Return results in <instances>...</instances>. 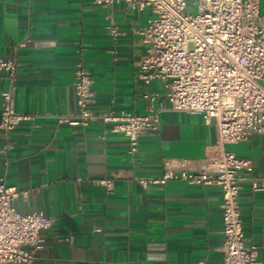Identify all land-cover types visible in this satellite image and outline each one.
Segmentation results:
<instances>
[{
  "label": "crops",
  "instance_id": "1",
  "mask_svg": "<svg viewBox=\"0 0 264 264\" xmlns=\"http://www.w3.org/2000/svg\"><path fill=\"white\" fill-rule=\"evenodd\" d=\"M151 16L150 8L124 0H0V57L16 59V108L33 115L12 131L14 147L5 155L0 151V175L26 191L14 201L19 211L53 218L41 231L35 264L223 262L219 186L169 180L143 187L131 178L160 174L165 157L189 163L212 153L218 140L214 119L206 123L201 115L166 107L159 128L143 133L134 153L124 134L100 120L86 126L56 121L58 114L76 112L73 82L80 57L93 79L95 109L144 113L146 90L160 93L156 106L167 103L161 82L145 85L139 77L148 48L141 30ZM7 87L0 75V119ZM5 140L0 133V148ZM225 149L251 157L252 175L264 176V133ZM113 175L110 190L95 181ZM239 202L245 242L260 246L264 264V187L254 190L243 180Z\"/></svg>",
  "mask_w": 264,
  "mask_h": 264
},
{
  "label": "built area",
  "instance_id": "2",
  "mask_svg": "<svg viewBox=\"0 0 264 264\" xmlns=\"http://www.w3.org/2000/svg\"><path fill=\"white\" fill-rule=\"evenodd\" d=\"M124 1L139 10L152 11L141 30L148 48L139 61V77L145 85L161 82L167 105L160 102L156 106L160 93L146 90L142 97L149 104L144 113L95 109L93 79L80 57L73 82L76 112L56 115L57 124L86 126L100 120L110 131L124 134L130 153H134L141 135L159 128L160 114L166 107L201 115L206 123L214 119L218 140L212 153L189 163L165 157L160 174L131 178L143 187L165 185L169 180L219 186L223 194L221 264H260V246L245 242L239 195L243 180L249 179L257 190L264 187V176L252 175L251 157L225 149L228 143L264 133V15L260 0H198L199 11L194 14L187 11V0ZM17 67L16 59L0 57V75L8 81L1 92L0 133L6 140L0 151L4 155L14 147L12 131L23 119L33 118L16 108ZM114 180L113 175L95 181L110 190ZM20 195L26 191L8 184L1 174L0 264H35L36 251L42 246L41 231L53 224V218L42 211H19L14 201Z\"/></svg>",
  "mask_w": 264,
  "mask_h": 264
},
{
  "label": "rangeland",
  "instance_id": "3",
  "mask_svg": "<svg viewBox=\"0 0 264 264\" xmlns=\"http://www.w3.org/2000/svg\"><path fill=\"white\" fill-rule=\"evenodd\" d=\"M187 11L190 13H197L199 11L198 0H187Z\"/></svg>",
  "mask_w": 264,
  "mask_h": 264
}]
</instances>
